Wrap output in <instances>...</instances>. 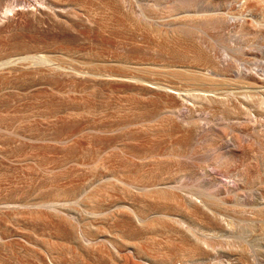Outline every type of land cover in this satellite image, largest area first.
Returning <instances> with one entry per match:
<instances>
[{
  "label": "rangeland",
  "instance_id": "obj_1",
  "mask_svg": "<svg viewBox=\"0 0 264 264\" xmlns=\"http://www.w3.org/2000/svg\"><path fill=\"white\" fill-rule=\"evenodd\" d=\"M122 1L135 13L121 8ZM36 9L39 20H31ZM187 24L203 27L201 37L213 39L221 57L214 51L208 62L195 61L157 33ZM31 57L62 68L36 70ZM3 61L17 70L1 71ZM0 64V264H121L79 250L73 226L95 225L104 240L108 208L132 200L144 201L140 212L151 227L145 250L138 257L126 253L131 264H180L175 241L151 210L175 203L138 196L116 178L220 198L233 189L236 196L214 207L224 218L215 254L204 251V262L244 263L248 239L251 264H264V0H0ZM186 70L196 79L210 73L205 80L228 102H178L167 111L130 80L91 77L140 75L182 90L187 83L173 75ZM241 73L255 74L257 84H239ZM178 109L202 125L187 127L182 143ZM92 209L104 214L94 218ZM53 210L65 219L67 235Z\"/></svg>",
  "mask_w": 264,
  "mask_h": 264
},
{
  "label": "bare ground",
  "instance_id": "obj_2",
  "mask_svg": "<svg viewBox=\"0 0 264 264\" xmlns=\"http://www.w3.org/2000/svg\"><path fill=\"white\" fill-rule=\"evenodd\" d=\"M114 1L116 2V0H114ZM213 1L216 2L219 0H212V2ZM110 2H112V1H110ZM124 3H123V1L120 2L121 8L126 9V12H128L130 14H134L135 12L132 11L134 9H131L132 7H130L131 4L130 5L127 4L128 5L127 6ZM184 3H185V1H184ZM118 4H119V1H118ZM110 7L113 10L117 9L116 3L110 4ZM142 10H144V9H142ZM145 12H147V11H145ZM145 12L138 13V16L142 17V18H147ZM39 14H40L39 9L32 11L31 12V20H39V16H40ZM128 16H129V14H128ZM183 20H185V19H183ZM189 20H191V19H189ZM134 21H136V20H134ZM193 21H196V20H193ZM9 22H13V19H9ZM178 22H179V20H178ZM192 23H190V24H192ZM190 24L178 25V28L175 27V29H171L168 27H167V29H164L161 26L159 28L160 30H158V29H154V30H158L159 32L157 31V33H160V35L162 34L161 37L164 36V38H166L168 40L169 44L172 43L174 45V43H175L176 45H178L177 47H179L180 50L184 54L190 55L195 61H199V62L202 61V62L206 63V62H208L210 55L212 56V54H213L212 52H214L217 47L214 49L213 45H215V44H211V42H210L211 38L210 37H209V39H207V37H206L207 40L205 38L201 37L200 34L203 32H206V31H202V32L200 31L203 27L198 29L197 26H192L193 24L192 25H190ZM194 24H195V22H194ZM196 24H198V23H196ZM203 24H205V23H203ZM210 27L212 28V26H210ZM206 28H207V26H206ZM206 28H205V30H206ZM149 29H151V28H149ZM154 30L152 29V32ZM241 30H243V31L247 30V27H243V28H241ZM206 34H207V32L204 35L206 36ZM158 38H160V37H158ZM161 39H163V38H161ZM212 40L213 39H211V41ZM217 44H219V43L217 42ZM223 49H224V47H223ZM223 49H222V51L224 52ZM214 54H216V51ZM217 54L219 55V53H217ZM228 57H229V60H231L233 58L232 56H231L232 58H230V56H228ZM31 58H32V59H30L31 64H32L33 68L36 70H40V68L45 67V69L49 70L50 72H55V71H60L62 68L61 66H53V65L48 64V60L46 58H43V57H35V58L31 57ZM17 59H22V58L17 57ZM25 59H28V58H24V60ZM218 60L219 59H216L217 62H218ZM220 60H221V58H220ZM10 61L12 62V60H10ZM225 61L227 62L226 59H225ZM229 63H231V62H229ZM236 63H238V62H236ZM219 64H221V63H219ZM3 65H1V66H3V68L5 67L4 69L2 68V70H1L3 72H4V70H15V71L17 70L16 69L17 66L11 65L10 62H6V63L4 62ZM223 65H227V64L223 63ZM221 66H222V64H221ZM228 67H229V65H228ZM228 67H226V68H228ZM238 67H236V68H238ZM236 68H235V70H236ZM231 69H232V67H231ZM247 69L249 70V68H247ZM229 70H228V72H229ZM243 70L246 71L245 69H243ZM240 72L241 71H239V73ZM246 72H248V71H246ZM249 72L252 73L253 71L252 72L249 71ZM257 72H259V70ZM0 73H2V72H0ZM239 73H237V74H239ZM77 74H84V73L80 72ZM184 74H189L190 77H188L187 75H184ZM193 74H197V73H194L193 71H190V70H186L183 73H174L173 76L176 79H178L180 81H184L185 83H187L188 88L182 89V90L177 88L176 86H174L171 82H162V81H157V80H152V79H146L140 75L129 76V75H124V74H115V73L104 72L101 74L92 75L91 77L94 78L93 79L94 81L101 80L104 82H115V81L130 80L131 81L130 83L134 84L135 86H138L141 90H143L147 94L148 97H154L157 102H160L162 105H164L165 108L167 109V111H173L178 102L183 104V107H184V103L189 102V101L196 102V103L197 102H212L213 103V102H223L226 100V97H224V96H226V93L223 96L225 99L222 98L221 97L222 93L219 92L217 84L212 83L213 81L210 82L209 80H205L208 77H210V76H208V75H210V73L202 75L203 74V72H202L201 75L198 74L199 75V76L197 75L198 77L201 76L199 79L198 78L196 79V77L195 78L191 77V76H194ZM230 74H232V73H230ZM243 74H244V72H243ZM243 74L240 76L238 75L239 77L236 76V77H238V83L239 84H242L244 87H245V85L247 86V85L257 84V82H258L257 79H259V78L256 79L257 76L254 77L255 74H254V76H253V74H252V76L250 74L249 75L248 74L243 75ZM211 79L213 80L212 77H211ZM260 80L262 81V78ZM263 90L264 89L262 88V92H263ZM231 92L232 91H230L228 93H231ZM254 93H256V92H254ZM228 97L229 96H227V98ZM231 97L232 96L230 94V98ZM248 97H250V96H248ZM245 98H247V97H244V99ZM228 100H229V98H228ZM235 102H236V100H235ZM237 102H238V99H237ZM229 103H231V102H229ZM229 103H226L227 106ZM186 104H188V103H186ZM230 105H232V104H230ZM239 105H241V104H239ZM178 110H180V109H178ZM175 111H177V110H175ZM181 111H183V110H180L179 113ZM236 111H238V110H236ZM177 113H178V111H177ZM173 115H175V113ZM247 115L245 114V116H247ZM180 116H181V118L179 117L181 119L180 123L184 128L179 127L180 133H182V135H181L180 139L178 140L179 141L178 143H182V142H185L187 140V138L190 136V129L187 127H189V126L192 127L196 123L194 116L192 115L191 111L183 112L182 115H180ZM177 119H178V116H177ZM252 119H253V117H252ZM198 123H200V122H197L196 125ZM199 125H201V124H198L197 126L199 127ZM111 174H112V176H115L114 173H111ZM113 180L117 183H120V184L128 187V189H130L133 193L137 194L138 196H142L144 198L147 197V198H153L154 199L155 196L160 195L161 197H159V198H162L164 200H169V201L175 203V207H167V206L159 207V206H156V208H153L151 210L153 211L154 217H156L158 219V221H157L158 226L160 225V227L167 229L169 234L171 235L173 241H175L174 242L175 254H177L183 258V260L180 261L181 262L180 264H205L204 261L207 259V257H205L204 251L209 250V251H211V253L213 255L215 254L216 241L219 240V231L218 230H219V226L221 225V221H222L221 217H223V216H220L221 213L219 214L214 207L217 206L218 202L226 201V198L228 196L229 197H230V195L236 196L237 193L233 189H226V191L224 193L225 198L224 197L220 198L219 195H217V194H213V195L212 194H206L204 192H200L198 190L189 189V188H187L189 190H186L183 186H176V185L174 186V185H171L169 183H164L162 186H159L158 184H152L150 186L136 187L135 184L129 180H122V179H118V178L113 179ZM231 188H234V187H231ZM143 202H144L143 200H140L137 202H135V200H132V202L119 203V204H116V205L108 208V211L106 212V214H108L107 215V221L109 223L108 225H109L110 231L104 240H98L97 236L95 235L96 234L95 231L98 230L97 226L90 225V231H86V229L82 225H80L78 221H76L74 226H73V233H74L75 243H76L78 249L81 251H84V248H85L92 255L97 254L101 257H104V258L106 257L107 259H110L111 261H116V262H119L121 264H131L129 257L126 256V253H128L129 256H131V257H138L139 252H142L145 250V247H147L146 246V240L149 237L148 234H149L150 227H151V223L149 222L150 218L142 215L140 212V208L143 206ZM48 208L50 209L51 207L48 206ZM176 209H181L182 211H184V215L175 213ZM52 212H54L56 214V216H58L60 218V222L58 223V225L56 227L59 229V231H61L62 234L67 235L68 234V231H67L68 228H67L65 219H63L62 216H59V214L57 212H55L54 210ZM89 214L94 216V218H96V217L102 216L104 214V212L92 209L89 211ZM229 225H227V226H229ZM93 226H95V227H93ZM206 232H208L209 234L208 233L206 234ZM245 236H244V239H245ZM245 241H246V248L242 252V256L244 257V263H242V264H251V259H250L251 255H250V250H249V242L250 241L248 239ZM176 244H177V246H176ZM128 249H129V251H128ZM166 253L167 252H165V256H166Z\"/></svg>",
  "mask_w": 264,
  "mask_h": 264
}]
</instances>
